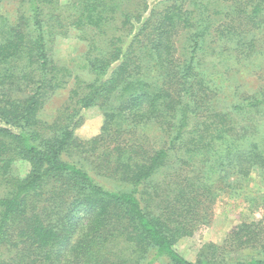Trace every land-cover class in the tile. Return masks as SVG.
Listing matches in <instances>:
<instances>
[{"label":"trees","instance_id":"trees-1","mask_svg":"<svg viewBox=\"0 0 264 264\" xmlns=\"http://www.w3.org/2000/svg\"><path fill=\"white\" fill-rule=\"evenodd\" d=\"M5 3L0 264H264V195L247 196L252 171L264 177V0ZM72 36L76 75L53 55ZM244 69L256 84L237 80ZM94 108L101 132L78 140ZM225 195L239 203L225 218L246 204L261 218L186 260L177 243Z\"/></svg>","mask_w":264,"mask_h":264},{"label":"rangeland","instance_id":"rangeland-1","mask_svg":"<svg viewBox=\"0 0 264 264\" xmlns=\"http://www.w3.org/2000/svg\"><path fill=\"white\" fill-rule=\"evenodd\" d=\"M5 10L12 13L15 9L11 6L14 0H5ZM261 39L264 41V34L260 35ZM264 47V42L262 43ZM84 48L79 42L75 39L74 36L69 38H60L56 39L53 55H55V60L59 64L70 67L73 71H76V74H81L78 69H75L76 64L79 63L81 54ZM79 65V64H78ZM12 65L11 67H13ZM4 68H2V71ZM236 78L240 82L251 85L256 84V79L253 75H250L245 72V69L239 75H236ZM236 81V79H235ZM72 86L67 87L66 90L59 91L54 98L48 102L45 107L44 115L47 118H54L53 116L66 102L69 96V91ZM84 124L83 126L76 131V137L78 140H89L101 132L104 123V117L102 112L98 108L90 109L84 112ZM25 168L22 170L24 172ZM164 178V175H161L152 185L160 183ZM263 174L257 170L252 171L250 176V182L248 186L247 196L253 198H260L264 195V183H262ZM151 186H145L143 193L149 190ZM227 201L233 202L234 206H238L239 203H236L235 200H232L228 195L221 198L214 208V215L210 221L209 226L197 232L194 237L184 238L179 241L176 245V250L178 253L184 257L186 260L194 262L198 260L203 254H206L207 248L213 247H222L225 244L226 239L228 238L229 233L233 228L238 226L243 221H253V219L259 220L261 215L251 214L249 211L248 205H244L243 208H246L245 211L237 209L233 214H230L228 218H225L222 214L224 206ZM244 252L231 253L227 255L229 259H235L243 255ZM162 264V263H158Z\"/></svg>","mask_w":264,"mask_h":264}]
</instances>
